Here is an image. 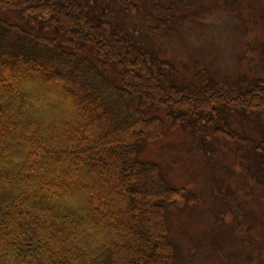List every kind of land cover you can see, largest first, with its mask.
<instances>
[{
	"label": "trees",
	"instance_id": "16d2710c",
	"mask_svg": "<svg viewBox=\"0 0 264 264\" xmlns=\"http://www.w3.org/2000/svg\"><path fill=\"white\" fill-rule=\"evenodd\" d=\"M0 12V264H171L164 203L188 196L138 157L139 140L164 135L159 111L213 126L238 151L249 138L223 112L249 114L264 168V76L247 88L170 82L76 0H0Z\"/></svg>",
	"mask_w": 264,
	"mask_h": 264
},
{
	"label": "rangeland",
	"instance_id": "374dc122",
	"mask_svg": "<svg viewBox=\"0 0 264 264\" xmlns=\"http://www.w3.org/2000/svg\"><path fill=\"white\" fill-rule=\"evenodd\" d=\"M76 1L90 21L108 22L153 57L156 71L170 82L247 88L264 76V0H189L178 10H168L172 0H134L135 7L119 0ZM36 85L35 96H46V86ZM64 96L59 91L50 105ZM158 113L164 135L139 140L138 157L157 163L167 183L188 196L164 203L175 248L171 264H264V168L252 151L260 126L243 117L249 114L223 112L249 138L238 151L211 125L180 126Z\"/></svg>",
	"mask_w": 264,
	"mask_h": 264
}]
</instances>
